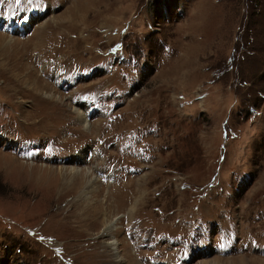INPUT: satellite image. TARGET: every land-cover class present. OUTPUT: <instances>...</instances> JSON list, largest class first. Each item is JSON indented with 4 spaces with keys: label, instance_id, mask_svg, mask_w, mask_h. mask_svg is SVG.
<instances>
[{
    "label": "rangeland",
    "instance_id": "1",
    "mask_svg": "<svg viewBox=\"0 0 264 264\" xmlns=\"http://www.w3.org/2000/svg\"><path fill=\"white\" fill-rule=\"evenodd\" d=\"M0 35L14 43L0 46V264H120L113 239L141 264L127 237L154 264H264V0H0ZM121 43L140 62L99 67ZM121 83L101 108L91 89ZM137 126L148 158L130 152ZM55 137L70 147L48 148ZM70 164L97 178L96 203L117 220L110 234L87 228L84 199L59 173ZM202 218L209 224L191 244L169 240L164 254V232ZM219 219L236 226L225 233L234 244L225 249L238 246L231 256L207 243L224 233ZM137 221L155 230L156 252Z\"/></svg>",
    "mask_w": 264,
    "mask_h": 264
},
{
    "label": "bare ground",
    "instance_id": "2",
    "mask_svg": "<svg viewBox=\"0 0 264 264\" xmlns=\"http://www.w3.org/2000/svg\"><path fill=\"white\" fill-rule=\"evenodd\" d=\"M83 6H85V4ZM76 10L78 11V8ZM85 10H86V8L80 7V11H78V12L81 13V12H84ZM67 18L70 21L71 17H69V15H67ZM9 43L10 44H14L13 42L11 43V41H9V39L7 37H5L3 35H0V46H3V48L5 47L8 50ZM0 54H2V53H0ZM0 67H2V66H0ZM20 74L16 73V74H13V75H15L16 77L19 78ZM16 77H14V78H16ZM23 79H25V78L23 77ZM27 79L28 80H24L26 82L27 86L31 85L32 88H33V91L36 90L35 91L36 93L40 92L42 95L48 96V97L52 98L53 100H55L57 98L55 96H59L56 92H51L50 94L49 93H45V91L42 90V88L41 89L37 88L36 82H34L31 79H29V77ZM16 80H18V79H16ZM90 110H91V106L88 105V104H84V105H81V106L78 107V109L76 111V114L79 116V118L81 120L84 121V120L87 119V115L90 112ZM71 162L74 164L75 162H81V161H80V159L78 157H75L74 159H71ZM73 164H70L71 168L65 167V168L59 169V173L62 176L63 186L65 188H67V190L70 189L69 191H72L73 194L79 195L80 198L84 199L85 205L82 208L85 211L84 214H86L85 216L93 217V222H91L90 225L86 224L87 228L93 227L95 229L96 226L98 227L99 225H103V228H102L103 231L102 232L103 233L107 232L108 234H110L111 231L115 230V227L117 226V223H116L117 220L116 219L114 220L112 218V216L108 213L107 210L102 209V207H101L102 205L99 206L96 203L97 199H95V198H97V194L99 193V190H97V183H98L97 178L95 179L92 176V174H90L88 171H80L81 169L77 170L76 167ZM18 166H20V165L18 164ZM45 169H48V168H45ZM131 211H134V209L132 208ZM77 218H78V216H77ZM99 219H100V221H99ZM90 220H91V218H90ZM87 222H89V221H87ZM111 243L112 244H110V246L112 248V251L114 252V255H113L114 261L119 262L120 264H136V262L132 259V256H131V260H132L133 263H131L129 261V259H128L129 255L120 254V247H119L120 246L119 245L120 242H119L118 239H115V240L113 239V242H111Z\"/></svg>",
    "mask_w": 264,
    "mask_h": 264
}]
</instances>
